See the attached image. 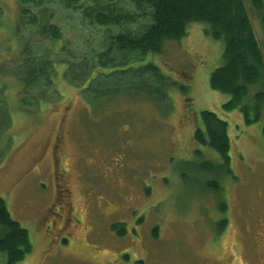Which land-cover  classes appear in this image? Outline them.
Masks as SVG:
<instances>
[{
	"label": "rangeland",
	"instance_id": "374dc122",
	"mask_svg": "<svg viewBox=\"0 0 264 264\" xmlns=\"http://www.w3.org/2000/svg\"><path fill=\"white\" fill-rule=\"evenodd\" d=\"M246 3L264 55L261 15ZM132 11L139 17L133 27L142 28L145 14ZM19 16V0H0V197L33 242L18 264H264V103L253 124L239 109L224 111L230 96L210 86L224 62L222 42L193 23L185 39L136 61L155 62L189 84L186 91L169 87L170 97L156 103L126 91L140 76L122 71L133 65L127 53L114 54L126 61L118 72L87 78L95 53L109 46L106 37L122 28L83 31L79 14L66 12L58 22L71 42L63 53L75 54L72 66L64 75L66 64L57 63L58 91L33 111L23 107L19 77L9 72L23 48ZM33 43L43 54L44 43ZM249 88L254 104L261 84ZM204 109L230 122L233 174L195 140ZM205 160L216 173L199 172ZM117 223L124 228L114 229Z\"/></svg>",
	"mask_w": 264,
	"mask_h": 264
},
{
	"label": "trees",
	"instance_id": "16d2710c",
	"mask_svg": "<svg viewBox=\"0 0 264 264\" xmlns=\"http://www.w3.org/2000/svg\"><path fill=\"white\" fill-rule=\"evenodd\" d=\"M250 2L254 10L261 15L264 33V0ZM132 7L146 16L142 28L133 27L139 17L135 16ZM19 11L16 35L19 36L17 38L23 48L19 59L12 62L14 68L9 72L19 77L20 99L23 107H28L27 110H33L34 107H30L32 104L41 107L48 103L47 94L58 91L54 74L57 63L66 64L64 75L72 66L69 58L75 54L63 53L71 42L64 38L63 27L58 22L64 13L72 12L79 14L80 28L83 31L97 26L122 28L120 32L106 37L109 46L102 50L103 52L95 53L96 60L93 61L97 65H91L87 78L118 72L117 63L124 64L126 61H117L114 54L123 56L127 53L133 65L122 71L136 70L140 76L137 82H131L126 87V91H137L142 97H148L151 102L156 103H163L170 97L169 87H179L186 91L188 82L185 84L174 80L155 62L150 61L146 65H137L135 62L147 55L162 53L167 41L178 42L185 39L191 24H204L205 34L224 45L223 65L215 69L210 76L212 90L230 96L223 105L224 111L239 109L246 124L258 122L262 116L264 55L246 0H19ZM35 40L44 43L43 54L33 48ZM60 43L63 44L58 48ZM57 54L62 56L60 61L55 60ZM257 83L261 84V89L254 96L255 103L250 104L246 99L249 87ZM41 86L45 90L39 91ZM37 87L39 90L35 92ZM35 99L37 101L34 103ZM252 112L255 113L254 117H251ZM201 113L202 125L198 126L193 134L196 142L202 146H210L222 156L228 174H233L230 166V122L222 119L215 111L204 109ZM197 154L202 158L205 156L200 149H197ZM199 168V172L216 173L218 170V167L207 160L202 162ZM215 184L210 182L209 186L215 191H221L218 183ZM221 209L226 212L225 203L221 204ZM112 227L120 229L124 228V224L117 223ZM32 250L30 232L21 220L13 216L6 199L0 197L1 264H18L31 254Z\"/></svg>",
	"mask_w": 264,
	"mask_h": 264
},
{
	"label": "flooded vegetation",
	"instance_id": "af4514ba",
	"mask_svg": "<svg viewBox=\"0 0 264 264\" xmlns=\"http://www.w3.org/2000/svg\"><path fill=\"white\" fill-rule=\"evenodd\" d=\"M57 185H58V184H57ZM58 191H59V185H58ZM62 201H64L63 198H62ZM61 203H62V202H61ZM224 222H226V219L224 220Z\"/></svg>",
	"mask_w": 264,
	"mask_h": 264
}]
</instances>
